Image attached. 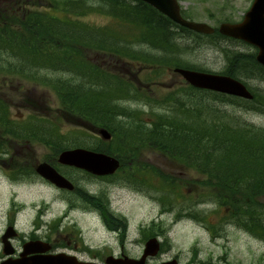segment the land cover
Returning a JSON list of instances; mask_svg holds the SVG:
<instances>
[{"label": "trees", "instance_id": "1", "mask_svg": "<svg viewBox=\"0 0 264 264\" xmlns=\"http://www.w3.org/2000/svg\"><path fill=\"white\" fill-rule=\"evenodd\" d=\"M34 1L33 5L38 7L36 2L41 0ZM50 1L53 9L65 13L62 19L58 16L60 19L56 20L38 9L17 11L5 6L0 10V73L7 71L21 80L51 86L61 104L60 117L73 128L63 134L56 126L33 118L15 124L0 100V137L6 139L9 135L11 140L51 146L55 151L50 157L53 160L63 148L84 142V132L78 127L107 128L112 141L89 147L118 158L123 174L139 175L141 170L130 166L148 167L140 161L143 153H159L179 167L194 168L200 176L196 185L202 197L222 207L228 219L249 232L264 233V129H236L233 122L222 120L229 115H220L219 108H215L226 103L243 111H260L257 107L264 103V96L255 93L253 100L247 102L188 88L187 94L184 90L180 96L186 95L188 101L179 100L174 93L160 104L162 112L152 109L147 113L154 120L145 121L144 114L118 105L128 98L129 82L111 72L99 71L87 60L86 53L136 58L153 66L151 59L155 56L132 51V44H140L163 55L155 57L158 66L179 65L181 62L171 57L176 47L172 27L176 26L147 5L132 0ZM21 4L25 6V0ZM105 7L112 12H106ZM94 13L107 17L109 26H91L83 21ZM136 31L140 35L135 37ZM229 53L224 75L240 81L264 82V69L256 63L254 54ZM44 71L80 79L82 83L47 79L42 75ZM205 96L211 98L212 109L202 102ZM191 99L197 101L194 107ZM151 103L148 101L146 105L152 108ZM149 170L151 188L161 193L170 208L174 199L187 198L175 193L179 185H175L174 178L158 168ZM140 181L146 183L144 178Z\"/></svg>", "mask_w": 264, "mask_h": 264}, {"label": "rangeland", "instance_id": "2", "mask_svg": "<svg viewBox=\"0 0 264 264\" xmlns=\"http://www.w3.org/2000/svg\"><path fill=\"white\" fill-rule=\"evenodd\" d=\"M183 8L185 16L193 21L205 23L211 27H218L221 22H239L243 15L250 7L252 0H179ZM41 12L47 13L54 19H62L64 14L51 7L50 0L39 1L37 8ZM106 12H112L111 8L105 7ZM60 18H59V17ZM91 26H109V19L104 15L91 14L83 19ZM112 30L116 31V28ZM134 36L140 35L136 31ZM211 43H206L205 39L199 41L193 40L187 33L178 32L176 34V47L172 49L171 57L174 56L176 62L186 63L195 66L201 70L222 74L226 70L227 56L229 52L233 53H252L254 50L248 45L239 42H230L222 39L211 38ZM174 48V47H173ZM133 51L143 50L145 52L154 53L148 48L133 46ZM174 54V55H173ZM105 55V54H104ZM158 56H163L157 54ZM109 55H90L86 53V58L89 62L102 72H111L132 84V87L137 89L133 92L139 100H126L122 106L128 107V111H138L144 114L142 119L145 121L154 120L149 114L150 110L154 112L161 109L164 101L172 98L177 93L179 100L188 101L185 96L180 97L188 86L182 82V79L175 75L168 63L161 62L165 66H158L156 55H151L150 67H157V74H152V71H139V67L146 68L145 65L132 64L131 60L121 61L116 60L114 56ZM173 58V57H172ZM134 75H131V74ZM42 75L51 80L61 79L70 81L74 84L82 83L80 79L44 71ZM41 76V77H43ZM130 76H134L130 78ZM248 89L253 94L264 96V82L259 80H242ZM138 85V86H137ZM51 86L40 85L33 81L21 80L16 74L3 71L0 73V100L6 105L9 115L16 119L15 121L25 119L28 115L37 116L44 115L48 112H55L52 119L55 121V116L61 115L60 103L58 96ZM187 94V91L185 92ZM130 96V95H129ZM209 98V99H208ZM264 98V97H263ZM209 96H205L203 103L207 104L208 109H212V100ZM152 102L150 108L145 105V102ZM121 100L119 101V103ZM196 100L191 99L190 104L194 107ZM49 107L48 112H43ZM186 107H189V102ZM219 108L220 115L227 114L229 117H224L222 120L233 122L236 129H246V127L255 129H264V103L257 107L260 111H243L233 105L220 103L215 106ZM152 110V111H153ZM261 113V114H260ZM146 114V115H145ZM9 118L12 120V118ZM13 121V120H12ZM13 123L17 124V122ZM66 123L61 122V133L65 134L72 130ZM78 130V129H77ZM83 133L85 139L84 145H89L93 133L89 131L79 130ZM94 138L97 136L93 135ZM4 145L0 147V231L3 229V217L1 215L11 210L14 207L22 206L24 211L19 217V225L22 229L28 228L27 222L32 218L34 209H48V217L50 213L59 215L65 206L58 200L61 196L56 190L50 186H45L38 178L32 175H16L14 181L12 176L21 169L23 164H37L44 162L47 155H50L49 150L43 149L39 145H32L33 151H27L24 145L20 142L15 144V147L9 144V140L4 138ZM15 149V150H14ZM29 149V148H28ZM15 153V154H14ZM5 155V156H4ZM142 162L164 170L170 177L175 179L177 194L188 195L186 199L179 197L178 200H173V204L178 206H191L192 210H196L198 215H202L203 221L198 222L190 220L187 217V210L161 211L160 204L157 203L153 196L155 193L149 191L147 195H139L137 193L128 192L119 188V186L108 185L106 183H96L84 181L83 178L74 173L70 176L77 180L80 188H85L89 192L98 194L105 191L108 196L110 207L116 213L124 216L128 221V245H126L125 255L133 258H138L142 254V246L138 242V227L140 225H148L150 222H162L163 226L168 230L165 249L169 245V249L162 257L172 258L177 256L180 264H199V262H212L213 264H264V240L258 239L245 233L244 230L229 224V221L224 219L223 210L217 208L211 203H202L206 201L198 195V188L192 184L186 185L182 178H193L194 172L182 169L177 165H173L168 159H164L161 155L151 152L143 153ZM17 167V168H16ZM146 173V172H145ZM164 173V172H163ZM165 174V173H164ZM163 174V175H164ZM152 178L150 177L149 180ZM67 197V195H66ZM68 200L73 204L79 199L74 196L68 197ZM160 201V200H159ZM80 207V204H76ZM166 213V214H165ZM180 218L179 221H173ZM77 223L85 232L86 238L94 247L101 243H108L113 252L118 253V249L114 248V236H106L99 229L97 224L90 217L81 216L80 212L71 213L68 217V224ZM212 226V231H209L208 226ZM110 250V249H109ZM162 259V258H161ZM154 264V263H150Z\"/></svg>", "mask_w": 264, "mask_h": 264}, {"label": "water", "instance_id": "3", "mask_svg": "<svg viewBox=\"0 0 264 264\" xmlns=\"http://www.w3.org/2000/svg\"><path fill=\"white\" fill-rule=\"evenodd\" d=\"M147 3L163 15L170 18L173 22L185 27L189 30L201 34H211L213 30L206 25L194 24L181 19L178 6L174 0H139ZM219 33L242 40L257 49L256 61L264 67V0H254L250 10L245 15L241 24L228 25L223 24L219 28ZM175 73L181 75L188 84L198 88L234 96L243 99H252L251 94L246 90L245 86L238 80L206 73H198L183 69L174 70ZM104 140L110 138L106 131H99ZM58 162L62 165L74 167L84 170L96 176H106L113 174L118 168V162L103 154H95L89 151L75 149L64 151L59 155ZM36 172L45 180L61 189H72L71 184L61 175H59L52 167L47 164H40L36 167ZM33 247V246H32ZM45 249H33L26 246L24 254H32L42 252ZM158 251L156 241L150 240L146 243V249L143 258L137 264H143V260L147 255L154 256ZM74 258L59 257V259L39 256L25 258L20 261H5L3 264H82L75 263ZM175 264V263H170Z\"/></svg>", "mask_w": 264, "mask_h": 264}, {"label": "flooded vegetation", "instance_id": "4", "mask_svg": "<svg viewBox=\"0 0 264 264\" xmlns=\"http://www.w3.org/2000/svg\"><path fill=\"white\" fill-rule=\"evenodd\" d=\"M99 179H97L96 181H101ZM77 195L78 194L76 192L74 196ZM95 205L96 204L94 203L93 206ZM6 216H7V222H6L7 227L13 226L15 220L10 221L9 214H6ZM45 216L46 214L42 213L40 219L42 218L45 219ZM64 218H65V214L63 216L54 218L49 223L46 221H42L39 224H37V227L32 226L29 232L16 234L15 236H12L11 239L5 241V242H9L12 246V249L14 250V255L12 258L16 259L18 257L19 252L21 251V247L23 246L25 241H34V240L49 244L51 247L50 253L52 254L75 251L78 253H82L83 255H87V250L85 247L89 248V246L86 240L84 239L83 234L78 229L66 230L63 223ZM113 220L115 219L111 218L110 216H107L105 218L102 213L96 210V221L100 224L103 230L107 231V227H113L114 225L112 222ZM57 225L60 226V228L56 230L55 227ZM140 228H143V226H140ZM1 234L2 233H0V262L4 258L2 257L4 242H2ZM139 234H141L140 231ZM140 240H143V237ZM119 248L122 252L124 248V244L119 243ZM120 255L121 254L117 255L116 257H119ZM80 258L87 262L103 264L104 252L102 251V253H93L91 257L87 255L86 257L81 256Z\"/></svg>", "mask_w": 264, "mask_h": 264}]
</instances>
